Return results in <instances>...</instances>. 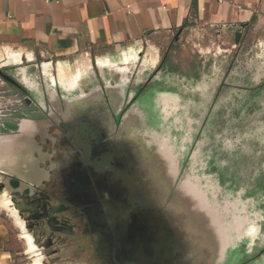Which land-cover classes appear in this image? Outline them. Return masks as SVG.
Wrapping results in <instances>:
<instances>
[{
    "label": "rangeland",
    "instance_id": "rangeland-1",
    "mask_svg": "<svg viewBox=\"0 0 264 264\" xmlns=\"http://www.w3.org/2000/svg\"><path fill=\"white\" fill-rule=\"evenodd\" d=\"M0 56L7 63L6 49ZM75 58H60L66 76L50 61L27 67L28 77L43 85L56 77L59 86L86 76L91 89L104 83L125 101L130 87L152 89L140 102L152 110L155 99L153 119L136 104L125 117L133 113L139 127V171L129 175L149 189L151 212L141 220L153 222L162 264H264V26L251 25L235 44L232 31L191 22L137 44L91 45ZM34 123L24 118L23 129ZM12 130H0L12 143L0 144V161L18 148Z\"/></svg>",
    "mask_w": 264,
    "mask_h": 264
},
{
    "label": "flooded vegetation",
    "instance_id": "flooded-vegetation-1",
    "mask_svg": "<svg viewBox=\"0 0 264 264\" xmlns=\"http://www.w3.org/2000/svg\"><path fill=\"white\" fill-rule=\"evenodd\" d=\"M42 62L0 65V130L10 137L14 129L19 138L14 154L5 156L11 162L7 171H0V214L24 244L16 259L21 264H162L166 257L157 254L153 222L141 220L151 212L149 189L139 188L137 175H129L133 168L139 171L134 163L139 127L132 124L133 113L125 117L136 104L153 119L155 99L152 110L140 102L146 93L154 98L152 89L138 93L130 87L125 101L104 83L91 89L86 76L61 79L59 86L52 77L43 85L27 70L41 68ZM29 117L36 121L30 133L22 125Z\"/></svg>",
    "mask_w": 264,
    "mask_h": 264
},
{
    "label": "crops",
    "instance_id": "crops-1",
    "mask_svg": "<svg viewBox=\"0 0 264 264\" xmlns=\"http://www.w3.org/2000/svg\"><path fill=\"white\" fill-rule=\"evenodd\" d=\"M191 22L218 33L246 24L243 36L251 25L264 26V0H0V47L7 63L44 56L43 62H59L60 76H66L61 57L71 63L91 45L137 44ZM8 164L3 157L0 171ZM23 246L12 222L0 214V264H21L15 254Z\"/></svg>",
    "mask_w": 264,
    "mask_h": 264
},
{
    "label": "water",
    "instance_id": "water-1",
    "mask_svg": "<svg viewBox=\"0 0 264 264\" xmlns=\"http://www.w3.org/2000/svg\"><path fill=\"white\" fill-rule=\"evenodd\" d=\"M246 26V24H242L239 27L237 25H233L232 32L234 34V42L235 44H238L242 38L243 31L242 29Z\"/></svg>",
    "mask_w": 264,
    "mask_h": 264
}]
</instances>
